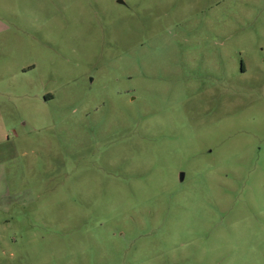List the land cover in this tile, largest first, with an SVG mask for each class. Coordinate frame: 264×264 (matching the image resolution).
<instances>
[{
	"label": "rangeland",
	"instance_id": "374dc122",
	"mask_svg": "<svg viewBox=\"0 0 264 264\" xmlns=\"http://www.w3.org/2000/svg\"><path fill=\"white\" fill-rule=\"evenodd\" d=\"M0 264H264V0H0Z\"/></svg>",
	"mask_w": 264,
	"mask_h": 264
}]
</instances>
